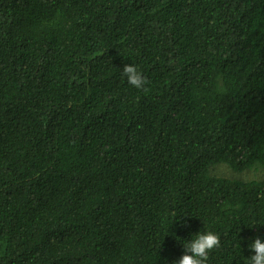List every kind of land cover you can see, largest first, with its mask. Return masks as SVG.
<instances>
[{"label":"trees","instance_id":"obj_1","mask_svg":"<svg viewBox=\"0 0 264 264\" xmlns=\"http://www.w3.org/2000/svg\"><path fill=\"white\" fill-rule=\"evenodd\" d=\"M137 67L147 91L130 85ZM264 0H0V264H206L264 240Z\"/></svg>","mask_w":264,"mask_h":264},{"label":"clouds","instance_id":"obj_2","mask_svg":"<svg viewBox=\"0 0 264 264\" xmlns=\"http://www.w3.org/2000/svg\"><path fill=\"white\" fill-rule=\"evenodd\" d=\"M122 73L130 85L147 91L145 86L148 81L136 66L125 64ZM218 247H220V237L217 234L210 230L200 232L191 241L185 242L184 253L173 264H206L209 253ZM249 248L254 253L248 258L249 264H264V240L257 236Z\"/></svg>","mask_w":264,"mask_h":264},{"label":"rangeland","instance_id":"obj_3","mask_svg":"<svg viewBox=\"0 0 264 264\" xmlns=\"http://www.w3.org/2000/svg\"><path fill=\"white\" fill-rule=\"evenodd\" d=\"M212 173L220 176H225L228 178L250 180V179H256L258 176L263 175L264 168L261 169L252 168V169H245L241 172H234L231 169H229L226 165L219 164L215 167Z\"/></svg>","mask_w":264,"mask_h":264}]
</instances>
